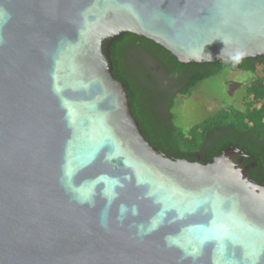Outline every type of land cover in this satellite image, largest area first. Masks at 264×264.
<instances>
[{
  "label": "water",
  "instance_id": "water-1",
  "mask_svg": "<svg viewBox=\"0 0 264 264\" xmlns=\"http://www.w3.org/2000/svg\"><path fill=\"white\" fill-rule=\"evenodd\" d=\"M184 65L264 57V0H0V264H264L243 151L170 158L143 136L112 43Z\"/></svg>",
  "mask_w": 264,
  "mask_h": 264
},
{
  "label": "trees",
  "instance_id": "trees-1",
  "mask_svg": "<svg viewBox=\"0 0 264 264\" xmlns=\"http://www.w3.org/2000/svg\"><path fill=\"white\" fill-rule=\"evenodd\" d=\"M113 76L125 84L133 117L145 139L174 159L210 162L229 147L243 151L248 176L264 185V57L223 63L184 65L153 42L126 34L110 47ZM257 74L246 89L244 109L231 106L194 125L186 133L175 126L173 83L184 95L223 69ZM178 95V94H177Z\"/></svg>",
  "mask_w": 264,
  "mask_h": 264
},
{
  "label": "rangeland",
  "instance_id": "rangeland-1",
  "mask_svg": "<svg viewBox=\"0 0 264 264\" xmlns=\"http://www.w3.org/2000/svg\"><path fill=\"white\" fill-rule=\"evenodd\" d=\"M256 76L251 72L224 68L190 92L179 95L172 109L175 126L187 133L222 108L244 109L246 89Z\"/></svg>",
  "mask_w": 264,
  "mask_h": 264
},
{
  "label": "flooded vegetation",
  "instance_id": "flooded-vegetation-1",
  "mask_svg": "<svg viewBox=\"0 0 264 264\" xmlns=\"http://www.w3.org/2000/svg\"><path fill=\"white\" fill-rule=\"evenodd\" d=\"M171 86H173L172 88H170V93L172 96H179L180 93L184 90V88L186 87V83H180V85L173 83ZM178 94V95H177Z\"/></svg>",
  "mask_w": 264,
  "mask_h": 264
}]
</instances>
